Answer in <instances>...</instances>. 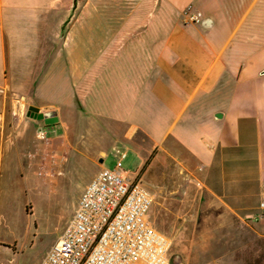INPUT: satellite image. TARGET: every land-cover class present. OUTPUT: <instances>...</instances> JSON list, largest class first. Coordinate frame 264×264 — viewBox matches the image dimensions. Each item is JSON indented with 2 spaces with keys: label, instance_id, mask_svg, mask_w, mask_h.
<instances>
[{
  "label": "crops",
  "instance_id": "crops-1",
  "mask_svg": "<svg viewBox=\"0 0 264 264\" xmlns=\"http://www.w3.org/2000/svg\"><path fill=\"white\" fill-rule=\"evenodd\" d=\"M77 1L0 0V86L55 112L57 124L70 109L65 150L83 118L144 154L132 176L144 180L152 155L160 188L161 166L174 161L200 189L183 225H207L204 197L233 218L228 225L264 239V0H105L103 29L94 13L73 14ZM187 12L201 21L187 22ZM105 156L91 159L99 169L82 191ZM13 158L0 153V171ZM12 240L0 238V256Z\"/></svg>",
  "mask_w": 264,
  "mask_h": 264
},
{
  "label": "rangeland",
  "instance_id": "rangeland-1",
  "mask_svg": "<svg viewBox=\"0 0 264 264\" xmlns=\"http://www.w3.org/2000/svg\"><path fill=\"white\" fill-rule=\"evenodd\" d=\"M106 4L105 0H78L73 14L84 17L94 13L96 26L103 29ZM127 4L133 7L135 0ZM74 21L65 25V31ZM29 106V100L13 92L8 83L0 86V153L15 156L4 162L0 171V238H18V243L12 240L2 245L12 252L17 245L19 248L15 254L0 256V264L40 263L78 207L82 187L99 169L91 161L98 153L106 154L101 165L112 168L127 152L123 167L132 173L140 169L144 156L126 138L122 142L110 139L104 129L82 117L73 131L72 145L65 150L70 141L60 136L64 132L61 123L73 126L72 111L62 108L60 124L46 125L44 120L27 116ZM40 126L48 130L44 139L36 134ZM148 167L140 173L142 184L154 196L152 217L156 226L172 241L170 264H264V239H255L248 227L228 225L233 218L214 200H201L203 209L208 206L207 225L200 226V219L196 227L183 225L181 211L191 203L200 204L199 187L191 186L187 172L172 161L161 166L159 188L154 183L158 180H153L156 168Z\"/></svg>",
  "mask_w": 264,
  "mask_h": 264
},
{
  "label": "built area",
  "instance_id": "built-area-1",
  "mask_svg": "<svg viewBox=\"0 0 264 264\" xmlns=\"http://www.w3.org/2000/svg\"><path fill=\"white\" fill-rule=\"evenodd\" d=\"M187 22L201 21L187 12ZM38 138L47 137L45 126ZM124 153L86 185L66 228L39 264H170L172 241L152 223L153 194L123 167ZM264 212V199L259 205ZM172 257V255H171Z\"/></svg>",
  "mask_w": 264,
  "mask_h": 264
},
{
  "label": "water",
  "instance_id": "water-1",
  "mask_svg": "<svg viewBox=\"0 0 264 264\" xmlns=\"http://www.w3.org/2000/svg\"><path fill=\"white\" fill-rule=\"evenodd\" d=\"M203 24H206L205 21ZM27 116L30 118L44 120L46 125H51L58 122V117L56 116L55 112L41 113L39 112V108L35 106H29Z\"/></svg>",
  "mask_w": 264,
  "mask_h": 264
},
{
  "label": "trees",
  "instance_id": "trees-1",
  "mask_svg": "<svg viewBox=\"0 0 264 264\" xmlns=\"http://www.w3.org/2000/svg\"><path fill=\"white\" fill-rule=\"evenodd\" d=\"M151 159L152 155L145 161L144 165L141 168V173H143L147 169L148 165L151 163Z\"/></svg>",
  "mask_w": 264,
  "mask_h": 264
}]
</instances>
